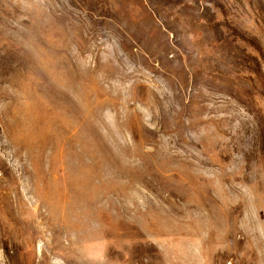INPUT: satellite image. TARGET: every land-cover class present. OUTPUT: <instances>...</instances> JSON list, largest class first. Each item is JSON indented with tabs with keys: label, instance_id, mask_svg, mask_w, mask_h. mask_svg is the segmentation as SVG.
<instances>
[{
	"label": "rangeland",
	"instance_id": "374dc122",
	"mask_svg": "<svg viewBox=\"0 0 264 264\" xmlns=\"http://www.w3.org/2000/svg\"><path fill=\"white\" fill-rule=\"evenodd\" d=\"M247 141L264 0H0V264H264Z\"/></svg>",
	"mask_w": 264,
	"mask_h": 264
},
{
	"label": "bare ground",
	"instance_id": "6f19581e",
	"mask_svg": "<svg viewBox=\"0 0 264 264\" xmlns=\"http://www.w3.org/2000/svg\"><path fill=\"white\" fill-rule=\"evenodd\" d=\"M257 153H259L260 156H264V148H261L258 145H255L247 141L246 154L248 155L249 159L253 160L254 155L256 156ZM248 210H249L248 212L250 213V218H251L249 219V222H247L248 231H249L248 235L249 237L252 235L253 237L258 238L257 247L259 249V255L263 257L264 247H263L262 242L264 240V233L262 232L261 227H257V225L255 224V217H254V212L252 208L249 207ZM259 217H261V214H258V220H259ZM248 256L250 260L253 258V256H255V252H253V247L250 246V241H248Z\"/></svg>",
	"mask_w": 264,
	"mask_h": 264
}]
</instances>
